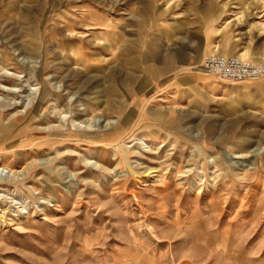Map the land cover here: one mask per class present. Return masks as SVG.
<instances>
[{"label": "rangeland", "instance_id": "rangeland-1", "mask_svg": "<svg viewBox=\"0 0 264 264\" xmlns=\"http://www.w3.org/2000/svg\"><path fill=\"white\" fill-rule=\"evenodd\" d=\"M264 0H0V264H264ZM78 55V56H77Z\"/></svg>", "mask_w": 264, "mask_h": 264}, {"label": "built area", "instance_id": "built-area-1", "mask_svg": "<svg viewBox=\"0 0 264 264\" xmlns=\"http://www.w3.org/2000/svg\"><path fill=\"white\" fill-rule=\"evenodd\" d=\"M200 70L234 82L264 79V63L245 61L237 56L209 55L202 60Z\"/></svg>", "mask_w": 264, "mask_h": 264}, {"label": "bare ground", "instance_id": "bare-ground-1", "mask_svg": "<svg viewBox=\"0 0 264 264\" xmlns=\"http://www.w3.org/2000/svg\"><path fill=\"white\" fill-rule=\"evenodd\" d=\"M77 56H78V55H77ZM236 56L239 57V58H241L242 60H244L245 57H246V53L241 52V53H239V54H236Z\"/></svg>", "mask_w": 264, "mask_h": 264}]
</instances>
